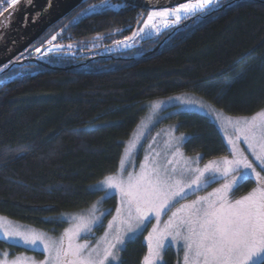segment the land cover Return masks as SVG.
<instances>
[{
  "label": "trees",
  "instance_id": "obj_1",
  "mask_svg": "<svg viewBox=\"0 0 264 264\" xmlns=\"http://www.w3.org/2000/svg\"><path fill=\"white\" fill-rule=\"evenodd\" d=\"M229 2L217 13L104 58L101 52L114 41L131 36L143 9L123 5L62 32L75 12L50 27L28 52L43 44L42 61L74 68L34 62L0 72L7 81L0 85V214L45 230L66 227V221L46 218L97 201L102 192H90L89 185L118 170L149 99L195 92L234 115L264 109V4L221 0L219 6ZM53 35L52 44L65 47L48 52L45 41ZM173 117L177 131L192 137L187 152L204 160L230 153L207 115L188 111ZM18 151L19 158H8ZM145 234L126 241L114 264H144ZM0 245L23 249L1 238ZM166 262L174 264L173 257Z\"/></svg>",
  "mask_w": 264,
  "mask_h": 264
},
{
  "label": "snow or ice",
  "instance_id": "obj_2",
  "mask_svg": "<svg viewBox=\"0 0 264 264\" xmlns=\"http://www.w3.org/2000/svg\"><path fill=\"white\" fill-rule=\"evenodd\" d=\"M22 2L24 0H0V17H5V14ZM27 3L31 4L32 0H27ZM218 6L219 0H185L173 8H153L138 31H134L131 37L114 43L117 46L130 47L128 41H133L136 37L151 36L153 31L159 34L161 25L165 28L175 27L182 19L208 15ZM122 7L123 5H113L111 0H101L99 5L82 9L61 31L77 26L92 15ZM2 38L0 32V39ZM56 38L53 35L50 40L45 41L51 45L48 52L65 47L52 44ZM67 47L71 48L72 45ZM42 48L43 44L35 47V53H41ZM22 58L23 53L15 57L14 61L10 60L0 66V72ZM5 83L7 81L0 78V85ZM176 99L178 98H168L169 101ZM183 103L192 107L182 106L176 113L169 115L188 111L204 112L214 121L223 119L225 127H232L235 135L227 139L230 157L221 156L200 167L199 161L202 157H185L181 150V145L189 142L192 137L185 134L177 137L172 130H168L165 133L167 139L164 141L163 153L153 147L156 140L153 137L139 171H136L135 154L138 146L143 147L142 139L147 138L148 130L146 125H138L139 130L133 134L123 150L118 172L89 185L90 192H102L103 195L80 214L66 213L46 218L48 222H70V227L65 228L58 238L32 228L5 223L3 217H0V235L15 246L27 245L33 250L41 249L47 253L43 260L32 259L29 264H110V261L118 259V246L124 245L131 235L142 231L155 219L157 223L147 236L150 243L148 254L143 258L144 264H157L161 261L165 241L169 238L178 244L182 242L183 264H264V110L251 117L225 119L218 113L209 111L203 103L193 100ZM162 105L165 108L173 106L161 101L152 105L153 113L162 110ZM164 118L167 117L159 116L156 122ZM241 139L247 144L254 160L249 159L245 151L238 147ZM20 156L21 152L18 151L8 158ZM252 180L256 182V187L239 198H231L232 193ZM218 181L224 182L207 195L196 196V199L180 204L163 221L161 227L162 214L167 215L181 200H186ZM117 194L119 203L115 207L116 215L108 221L104 235L95 244L88 240L78 243L77 240L82 234L94 235V228L104 226V217L112 209L101 210L103 202L113 199ZM114 224L117 226L114 227ZM0 255L4 256V259H0V264H22L19 259L8 260V253Z\"/></svg>",
  "mask_w": 264,
  "mask_h": 264
},
{
  "label": "rangeland",
  "instance_id": "obj_3",
  "mask_svg": "<svg viewBox=\"0 0 264 264\" xmlns=\"http://www.w3.org/2000/svg\"><path fill=\"white\" fill-rule=\"evenodd\" d=\"M220 1L221 0H219V2ZM111 3L113 5H123V3H119V2H111ZM99 4L100 3H94V4H91V5H99ZM174 7H176V6H174ZM171 8H173V7H171ZM150 11H152V10H150ZM183 25H184V22H181V21L175 27H171L170 26L168 28H165V27H163L161 25L159 34H157L155 31H153L151 36H144V38L136 37L135 40L128 42L130 44V47H123L122 45L121 46H117L114 43V46H112L111 48L108 47L105 50H103V52H101L100 56L102 58H104V56H106V55L107 56H111L110 53H113L114 51H117V50L118 51H125V49L134 48L137 45L141 44V42L143 40H145L146 38H148V37L157 38L160 35H162L164 32L168 31L169 29H172V31H173L174 29L182 27ZM69 49L71 50L72 47L69 48ZM169 97H175V98H178V99H176L174 101H169L168 100ZM188 100H193V101L205 104L209 111L214 112V113H218L219 115H221V117H223L225 119L226 118L236 119V118H239V117H251V116H253V115H255L257 113V112H255L253 114L251 113V114H248V115H246V114L234 115V114H231V113H229L227 111L225 112L222 108L217 107L216 105L212 104L207 98L202 97V96L198 95L195 92H182V93L171 94L170 96H164V97H160V98L149 99L150 103H149V105H147L148 106L147 112L143 116L141 121H139V124H138V125H141V127L146 125L148 130L146 131V137L147 138L146 139H142L143 147H139L138 146V151L135 154V169H136V171H139L140 163L144 160V156H145V153H146V151L148 149V145H149V143L152 142L153 137H156V140H155V143L153 144V147L157 151H161L163 153V151L165 150L164 141L167 139V136L165 135L166 131L172 130L173 135L177 136V137H179L181 134H185V133H181V132L177 131V123L178 122L175 120V117H173V114L172 115H169V114L177 112L178 108H180L182 106L183 107H189V108L192 107V106H189V105H185L183 103V102L188 101ZM161 101L165 102L166 104H171L173 106H168V107L165 108L162 105V110H159L157 113H153L152 105L153 104H158ZM261 110H264V109H261ZM261 110H259V111H261ZM191 112H193V111H191ZM199 113H202L203 115L204 114L207 115L204 112H199ZM150 116L152 117L151 120L149 119ZM159 116H166L167 118L159 119L158 122H156V120H157V118ZM207 116L215 123L217 128L220 129L221 134L223 136V139L225 140V142L227 144L228 137L235 135L234 130L232 129V127L231 126L225 127L223 119L221 121L217 122V121H214L211 116H209V115H207ZM138 130H139L138 127H136L133 130V132H132L131 136L129 137V139L127 140V142L131 138H133V134L136 131H138ZM157 133H160V135L157 136ZM127 142H126V144H127ZM238 147L245 151V154L248 155L249 159H253L254 160V157L251 155V152H250V150L247 147V144L244 143L242 139L238 143ZM228 148L230 150V146L229 145H228ZM181 150H182V152H183L185 157L195 158L197 155L202 157V159H200V161H199V166L200 167H203V165L205 163H207L209 160H212V158L204 160L202 154L197 153V152H195V153L187 152L185 150V143L181 145ZM169 155H170V153H169ZM227 156L230 157L231 153H229ZM217 158H219V157H217ZM214 159H216V158H214ZM118 170H119V168H118ZM118 170L116 172H118ZM129 170H131V169H129ZM257 170H259V168ZM112 174H114V173H112ZM112 174H109V175H112ZM104 178L105 177H103V179ZM103 179H101V180H103ZM101 180H99V181H101ZM223 182L224 181H218L217 183H214V184L210 185L209 187H207V188L195 193V195H191V196L187 197L186 200H181L178 204L175 205V207H173L167 213V215H163V214L161 215V218H160L161 227L163 226V221H166L168 219V216L171 215V212L175 211V209L178 208L180 206V204L187 203V202H189L191 200H194V199H196V196H205V195H207V193H209V192L213 191V189L219 187L220 184H222ZM254 187H256V182L254 180L249 181L247 183H244L242 187H240L237 191H235L234 193L231 194V198L232 199L239 198L240 196H243V195L247 194ZM102 195H103V193H102ZM115 198H116V201L111 200V199L107 200V201H104L103 205L101 207V210L109 209V208L112 209L111 213L108 216L104 217V221H103L104 226L100 227V228H94L93 229L94 235H83L82 234L81 237H79L78 240H77L78 243H83L85 240H88L92 244H95L96 241L99 240L104 235V233H105V231H106V229L108 227V221L112 220V217L114 215H116L115 207L119 203V195L117 194L115 196ZM90 207H91V205L88 208H86V209H80L78 211L68 212L67 214H80L83 211L89 209ZM0 217L5 218V220H4L5 223H11L13 225H19L22 228H32V229H35L37 231H42V232H45L49 236L54 237V238H58L63 233L65 228L70 227V222L65 220L68 223V225L66 227H64V226L58 227L57 226L56 228H53L52 230H47V229L45 230V229H42L40 227L30 225V224L26 223L25 221L23 222V221H21L19 219L11 218V217H9L7 215H4V214H0ZM156 223H157V221L155 219H153L151 221V223H148L147 226L142 229V231H139V232L135 233L134 235H131L126 241L134 239L136 236L144 233L145 230H146V236H148V233L152 230L153 225L156 224ZM116 226L117 225L114 224V227H116ZM0 238L2 240H4L2 235H0ZM6 242L9 243V244H12L11 241H6ZM153 242H154V240H153ZM148 243H150L149 240H148ZM122 246H118V247L120 248ZM20 247H22L23 249H16V248L12 249V247H8L7 245H4V246L0 245V253H8V256H7L8 260L19 259L22 262V264H29V262L32 259L37 260V261L43 260L44 257L47 255V253L43 252L41 249L33 250V249H31L30 246H27V245H21ZM148 248H149V246H148ZM168 255L173 257L174 264H183L184 252H183V248H182V242H179V244H178L176 242H172L170 238L167 241H165V248L162 250V253H161L162 259H161V261H158L157 264H167L166 259H167ZM117 256H118V259L110 261V264L118 263V260H119V254L118 253H117ZM0 259H4V256L0 255Z\"/></svg>",
  "mask_w": 264,
  "mask_h": 264
},
{
  "label": "water",
  "instance_id": "obj_4",
  "mask_svg": "<svg viewBox=\"0 0 264 264\" xmlns=\"http://www.w3.org/2000/svg\"><path fill=\"white\" fill-rule=\"evenodd\" d=\"M120 2L127 3L131 6L139 7L143 10H153V8L161 9L164 7H174L178 3L185 2V0H156V1H143V0H119ZM263 3L264 0H255ZM82 3V0H32V3H27L24 0L21 4L17 5L14 9L9 11V15L4 18L0 17V23L6 24L5 32L2 34L3 38L0 39V66H3L10 60H14L15 57L21 53L24 54L25 49L30 48L40 36L46 33L51 26L57 24L60 20L67 17V15L77 6ZM232 2L216 7L214 11L206 16H210L213 13L219 12L230 5ZM195 18L184 21L185 27L189 25ZM143 18L137 23L134 31H138ZM133 32L130 34L132 36ZM129 36V37H131ZM129 42V41H128ZM162 41L158 43V46L153 51L158 50ZM38 63L46 68L52 67L53 69H72L75 65L68 68L66 67H54L41 59L36 57L22 58L18 63L9 65L4 71L10 69L13 65H28L32 63Z\"/></svg>",
  "mask_w": 264,
  "mask_h": 264
},
{
  "label": "flooded vegetation",
  "instance_id": "obj_5",
  "mask_svg": "<svg viewBox=\"0 0 264 264\" xmlns=\"http://www.w3.org/2000/svg\"><path fill=\"white\" fill-rule=\"evenodd\" d=\"M88 2V0H86V2H82V3H80V5L79 6H77V7H75L68 15H67V17L70 15V14H72V13H79L82 9H85V8H88L91 4H94V3H87ZM111 2H119V3H122V2H120L119 0H111ZM95 3H101V0H99L98 2H95ZM224 4H226V3H224ZM123 5H128L127 3H124L123 2ZM223 5V4H222ZM131 6V5H130ZM218 7H221V6H218ZM149 11L150 10H147V9H145V10H141V11H139V13L141 14V19L143 18V21L146 19V17H147V15H148V13H149ZM217 13V12H216ZM66 18V17H65ZM140 19V20H141ZM196 19V18H195ZM194 19V20H195ZM188 20V19H187ZM143 21H142V23H143ZM186 21V20H185ZM142 23H141V26H142ZM140 26V27H141ZM187 26V25H186ZM52 27V26H51ZM177 29H179V28H176V29H174L173 31H175V30H177ZM36 44V42L34 43V44H32L33 46ZM31 45V49H32V46ZM36 46V45H35ZM30 48H28V51L27 52H24V54H23V58H28V57H36V58H38V59H40V57L42 56V54H39V53H35V51L33 50L32 51V55H28V52H31L29 49ZM21 55V54H20ZM19 55V56H20ZM28 55V56H27ZM44 57V56H43ZM46 57V56H45ZM88 61H90V60H92L91 58L90 59H87ZM144 232H146V230L144 231ZM145 236H146V234H145ZM146 241H147V244L149 245V243H148V239H147V236H146ZM114 264V263H113Z\"/></svg>",
  "mask_w": 264,
  "mask_h": 264
},
{
  "label": "bare ground",
  "instance_id": "obj_6",
  "mask_svg": "<svg viewBox=\"0 0 264 264\" xmlns=\"http://www.w3.org/2000/svg\"><path fill=\"white\" fill-rule=\"evenodd\" d=\"M143 1H145V0H143ZM146 1H156V0H146ZM8 15H9L8 13L5 14V16H8ZM1 18H4V17H1ZM5 27H6L5 23L4 24L0 23V32H2V34L5 32Z\"/></svg>",
  "mask_w": 264,
  "mask_h": 264
}]
</instances>
